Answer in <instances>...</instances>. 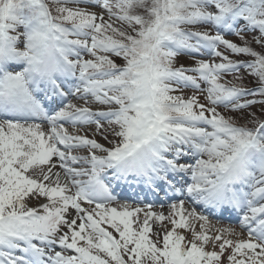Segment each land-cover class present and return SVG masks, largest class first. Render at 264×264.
<instances>
[{"label": "snow or ice", "instance_id": "1", "mask_svg": "<svg viewBox=\"0 0 264 264\" xmlns=\"http://www.w3.org/2000/svg\"><path fill=\"white\" fill-rule=\"evenodd\" d=\"M0 264H264V0H0Z\"/></svg>", "mask_w": 264, "mask_h": 264}, {"label": "bare ground", "instance_id": "2", "mask_svg": "<svg viewBox=\"0 0 264 264\" xmlns=\"http://www.w3.org/2000/svg\"><path fill=\"white\" fill-rule=\"evenodd\" d=\"M165 211H166V209H165Z\"/></svg>", "mask_w": 264, "mask_h": 264}, {"label": "rangeland", "instance_id": "3", "mask_svg": "<svg viewBox=\"0 0 264 264\" xmlns=\"http://www.w3.org/2000/svg\"><path fill=\"white\" fill-rule=\"evenodd\" d=\"M232 39H234V38H232Z\"/></svg>", "mask_w": 264, "mask_h": 264}]
</instances>
